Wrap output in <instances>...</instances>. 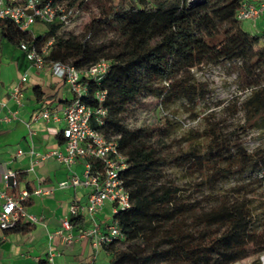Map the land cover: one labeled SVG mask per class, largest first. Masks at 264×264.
Wrapping results in <instances>:
<instances>
[{"label": "trees", "instance_id": "16d2710c", "mask_svg": "<svg viewBox=\"0 0 264 264\" xmlns=\"http://www.w3.org/2000/svg\"><path fill=\"white\" fill-rule=\"evenodd\" d=\"M59 1L75 11L89 0ZM243 1L103 0L99 14L72 35L59 33L61 23L45 25L38 35L9 20L0 23L5 47L19 49L24 42L39 51L52 38L44 66L63 62L83 69L101 59L109 62L99 85L86 82L87 96L81 100L106 110L102 123L92 119L90 126L115 140L126 162L120 177L129 206L112 215L123 238L101 247L108 264H235L264 254V212L254 204L253 188L255 182L264 187V148L249 153L241 141L232 140L231 132L209 122L185 148L180 144L176 151H164L167 127L126 124L142 98L154 97L164 105L184 99L195 106L209 92L196 81L194 70L229 63L245 87H256L245 127L264 125V78L256 79L264 73V32L250 34L241 28L235 16ZM96 90L106 91L100 104L93 98ZM34 93L41 97L38 88ZM58 139L61 143L60 134ZM169 166L190 177L187 186L167 177ZM247 172L255 176L212 201L203 196L205 188L212 190ZM16 181L14 191L21 182L29 193L35 189L25 173H17ZM31 204L30 199L23 202ZM81 219L71 217L70 223ZM31 225L20 220L6 232H28Z\"/></svg>", "mask_w": 264, "mask_h": 264}, {"label": "built area", "instance_id": "2783aa9c", "mask_svg": "<svg viewBox=\"0 0 264 264\" xmlns=\"http://www.w3.org/2000/svg\"><path fill=\"white\" fill-rule=\"evenodd\" d=\"M59 0H25L16 3L15 0H0V23L9 20L21 30H29L36 23L43 25L61 23L66 25L78 14ZM264 16V0H245L237 12L236 20L255 22ZM62 25V26H63ZM53 39L43 45L39 51L34 47H28L22 42L19 49L25 53L26 58L36 69L44 67L43 56L49 51ZM109 62L101 59L88 68L77 69L63 62H54L50 65L53 76L61 79L72 93V99L61 109L64 126L61 130V147L43 152L34 153L32 149L28 154L34 156V163L46 159H54L64 167L70 169L78 160L82 162L83 172L81 176L72 172L68 181L58 184L60 188L83 187L88 190L86 202L72 201L68 207V216L62 222L60 228L49 235L59 239L63 244H71L74 240L85 239L91 242L95 252L98 248L108 244L114 238L122 239V233L112 215L118 210L129 206V198L120 173L125 169L124 155L117 147L115 140L107 139L104 134L90 126L94 119L99 124L107 112L104 108H90L81 100L87 96V81L100 84L102 78L108 72ZM26 76L20 78L26 81ZM10 97L18 104L23 99V93L19 85H14L10 91ZM106 97L105 90H96L93 94L98 104ZM37 118L45 121H57L58 117L43 108ZM21 150L17 155H21ZM97 162V165H96ZM9 188L17 186L16 173L7 172L3 175ZM42 191L38 188L29 193L26 189L19 190L16 194H7L0 190V231L6 232L14 227L18 221L30 224L38 223L36 216L27 212L23 202L31 195H38ZM110 204L111 218L102 224L97 220L105 204ZM88 218L89 225L73 234L71 217ZM52 252L49 250L48 259L52 264Z\"/></svg>", "mask_w": 264, "mask_h": 264}, {"label": "crops", "instance_id": "0c3cea01", "mask_svg": "<svg viewBox=\"0 0 264 264\" xmlns=\"http://www.w3.org/2000/svg\"><path fill=\"white\" fill-rule=\"evenodd\" d=\"M16 49L17 53L0 42V190L16 194L26 189L24 182L19 183L17 191L8 187L3 175L10 171L25 173L26 181L42 192L31 195L28 199L32 204L25 206L29 214L37 217L38 223L24 233L0 231V264H52L48 259L49 250L55 264H96V252L89 240L77 239L71 244H63L57 238L49 240V235L60 228L62 220L68 216L69 204L86 202L87 189L58 186L68 181L72 172L81 176L82 162L78 160L68 169L54 159L34 163L35 157L28 154L30 149L43 153L61 147L58 139L64 126L61 109L72 99V93L64 81L51 74L49 65L36 69L22 51ZM23 75L27 79L21 82ZM14 85H19L23 93L20 104L10 97ZM34 88L41 94L39 99ZM43 108L55 114L58 120L37 118ZM18 150L23 154L17 155ZM110 218V204L106 203L97 220L104 224ZM88 225V218L82 217L81 222L72 225L73 234Z\"/></svg>", "mask_w": 264, "mask_h": 264}, {"label": "rangeland", "instance_id": "374dc122", "mask_svg": "<svg viewBox=\"0 0 264 264\" xmlns=\"http://www.w3.org/2000/svg\"><path fill=\"white\" fill-rule=\"evenodd\" d=\"M102 1L89 0L74 18L60 28L59 33L64 35L79 34L83 26L93 16L99 14ZM240 25L245 32L250 34L264 32V16L253 23L241 21ZM44 30L43 24H34L30 27V31L34 35L41 34ZM13 49L16 53L18 52L16 48ZM258 74L256 79L264 78V73ZM194 76L197 82L207 85L209 93L205 99L197 101L196 105L192 107L184 99L164 105L157 102L154 97L142 98L135 109L130 112L126 122L127 126L130 128L139 126L167 127L168 131H165V141L162 147L164 151H176L180 144L185 148L196 133H202L207 129L209 122H217L224 133L231 132L232 140L241 141L243 148L249 153L264 148V125L245 127L248 116V100L256 87H245L237 76L236 68L229 63L195 69ZM236 100V112L233 114L232 107ZM254 176L255 173L251 174L250 172L241 176H233L228 181L219 183L212 190L205 188L202 191L203 196L209 195L207 201H212L215 196L227 192L234 185L244 183ZM167 177L181 186H187L186 182L191 180L190 177L184 175L179 167L175 166L168 167ZM253 188L256 190L254 204L260 206L259 212H264V187H259V183L255 182ZM96 256V264H108V256L101 248L96 251ZM262 257L264 254L247 258L235 264H253L255 262L264 264Z\"/></svg>", "mask_w": 264, "mask_h": 264}, {"label": "bare ground", "instance_id": "6f19581e", "mask_svg": "<svg viewBox=\"0 0 264 264\" xmlns=\"http://www.w3.org/2000/svg\"><path fill=\"white\" fill-rule=\"evenodd\" d=\"M262 263H264V257H262Z\"/></svg>", "mask_w": 264, "mask_h": 264}]
</instances>
